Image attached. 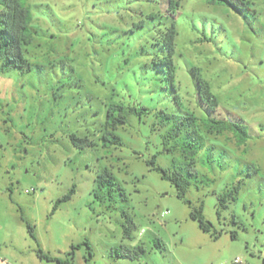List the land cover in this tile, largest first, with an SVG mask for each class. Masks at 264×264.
Instances as JSON below:
<instances>
[{"label":"rangeland","instance_id":"obj_1","mask_svg":"<svg viewBox=\"0 0 264 264\" xmlns=\"http://www.w3.org/2000/svg\"><path fill=\"white\" fill-rule=\"evenodd\" d=\"M174 1L21 0L32 18L28 67L0 68V264H264V0L242 12ZM173 23L171 82L158 59ZM109 104L124 108L112 130L120 144L102 140ZM189 112L248 134L200 122L197 177L169 135L172 116ZM72 135L93 144L74 146ZM153 157L182 174L190 204L147 164ZM104 170L111 196L97 187ZM199 205L210 232L190 216Z\"/></svg>","mask_w":264,"mask_h":264},{"label":"trees","instance_id":"obj_2","mask_svg":"<svg viewBox=\"0 0 264 264\" xmlns=\"http://www.w3.org/2000/svg\"><path fill=\"white\" fill-rule=\"evenodd\" d=\"M206 3L212 5H222L230 7L236 11L242 12L249 9L248 0H205ZM170 5L176 3L174 0H169ZM0 5L2 7L0 11V68L1 70H10V69H23L28 67V62L24 56L25 46L31 43V36L29 33V26L31 23V14L30 11L22 4L21 0H0ZM175 26L174 23L171 25L168 31V37L164 41L165 49L167 51V57L158 59L163 66V71L165 72L167 79L173 81L174 76V64L172 61V55L175 52L174 49V37H175ZM198 84V97L202 103H206L207 106L211 109V112L215 111V107L218 106L217 98L211 93L207 84L202 81L200 78L197 80ZM131 113L135 115H140L146 111V109L139 108L136 109L132 107L129 109ZM169 118V115H167ZM174 126L170 128L169 135L175 136L181 141L182 153L190 164V174L193 177H197V172L195 170V155L197 154V149L202 145L201 136L199 134V129L201 128L200 122L202 123L203 128L206 132H223L229 130L236 135H239L240 138L244 139L248 136L246 128L236 122H229L217 118H198L194 113H184L182 115H173ZM126 118L124 115V108L117 104H109L107 107L106 118H105V127L107 128L102 135V140L104 142H111L120 144V139L113 133L118 124H125ZM191 138L196 140L193 144L187 143V140ZM70 140L74 146L83 148L85 146L92 145L93 142L88 140V138H79L72 135ZM188 146V148H187ZM170 149H168L169 151ZM152 169H156L161 172L162 178L170 181L176 189V195L178 198L183 199L186 203L190 204L185 198L187 190V181L182 177L180 172L168 173L166 170L161 169L158 166H155L154 157L147 162ZM97 187L102 190H106V194L111 196L112 186L116 185L115 177L112 173L107 170L101 172L96 179ZM237 188H234V191H237ZM74 193V188H71L70 191L59 198L54 205V209L57 208L59 203L70 199L71 195ZM233 191L224 193L219 197V202L221 207H226L227 199H234L232 195ZM190 216L192 219L197 220L200 228L203 231L210 232L211 224L205 221L202 215V205H199L198 208L194 209ZM128 221V228L125 229L124 233L127 237L131 232L132 223L130 219ZM29 233L33 236V229L30 225H27ZM232 237H234L232 235ZM160 243V242H158ZM87 249L89 250L90 256L91 248L88 243H86ZM138 251H135V256H138L139 253H143L144 250L141 247L136 248ZM117 253L120 249H114ZM42 258L43 255H40ZM117 257H128L127 255L116 254Z\"/></svg>","mask_w":264,"mask_h":264},{"label":"built area","instance_id":"obj_3","mask_svg":"<svg viewBox=\"0 0 264 264\" xmlns=\"http://www.w3.org/2000/svg\"><path fill=\"white\" fill-rule=\"evenodd\" d=\"M239 262H240V260H238V259L235 260V263H239Z\"/></svg>","mask_w":264,"mask_h":264}]
</instances>
